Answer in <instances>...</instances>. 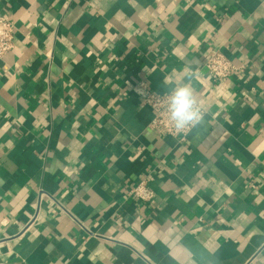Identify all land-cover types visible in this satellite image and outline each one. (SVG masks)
<instances>
[{"label":"crops","instance_id":"crops-1","mask_svg":"<svg viewBox=\"0 0 264 264\" xmlns=\"http://www.w3.org/2000/svg\"><path fill=\"white\" fill-rule=\"evenodd\" d=\"M0 14V264H264V0ZM213 50L244 71L213 82ZM188 71L206 113L181 140L149 127L134 86L166 93ZM143 177L147 203L127 196Z\"/></svg>","mask_w":264,"mask_h":264},{"label":"built area","instance_id":"built-area-1","mask_svg":"<svg viewBox=\"0 0 264 264\" xmlns=\"http://www.w3.org/2000/svg\"><path fill=\"white\" fill-rule=\"evenodd\" d=\"M13 34V23L5 15L0 14V57L13 48ZM204 66L209 78L216 83L223 82L227 78L243 72L245 69L244 64L232 62L219 50H213L209 53ZM170 91L166 93L155 92L148 87L147 82L144 80H138L134 86V93L140 102L152 110V119L149 127L161 134L178 137L183 140L194 127L185 129L182 132H177L173 128L167 116V100ZM198 102L203 113V119L206 110L202 102L200 100ZM127 196L147 203L153 199L154 191L149 187L147 178L143 177L137 184L127 190Z\"/></svg>","mask_w":264,"mask_h":264},{"label":"clouds","instance_id":"clouds-1","mask_svg":"<svg viewBox=\"0 0 264 264\" xmlns=\"http://www.w3.org/2000/svg\"><path fill=\"white\" fill-rule=\"evenodd\" d=\"M194 76V72L188 71L172 78L174 86L168 95L167 116L177 132L195 127L202 119L203 113L190 83ZM167 82L169 78H166Z\"/></svg>","mask_w":264,"mask_h":264}]
</instances>
